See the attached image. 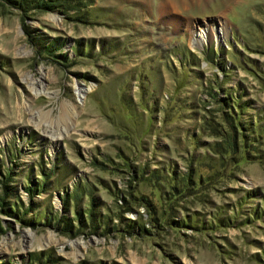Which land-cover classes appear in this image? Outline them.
Listing matches in <instances>:
<instances>
[{"label": "rangeland", "instance_id": "1", "mask_svg": "<svg viewBox=\"0 0 264 264\" xmlns=\"http://www.w3.org/2000/svg\"><path fill=\"white\" fill-rule=\"evenodd\" d=\"M82 2L0 0V264H264V0ZM228 95L254 157L198 184Z\"/></svg>", "mask_w": 264, "mask_h": 264}, {"label": "trees", "instance_id": "2", "mask_svg": "<svg viewBox=\"0 0 264 264\" xmlns=\"http://www.w3.org/2000/svg\"><path fill=\"white\" fill-rule=\"evenodd\" d=\"M82 1L83 0H6V2L9 3L10 5H13L15 8H19L24 11H27L28 9H32V8L35 9L59 8L61 11H64V13H68L70 12V10L78 9L79 13L76 12L77 14L76 13H72L70 15L68 14V17L71 18L72 21L87 22V16L85 15L86 12H80L81 7H85L84 4L82 5L83 3ZM238 101L239 100L233 97L232 98L229 97V95L223 96L218 100V103L222 108L223 120L226 121V123L228 124V129L230 128L229 129L230 132L227 130V128L224 129V128H217L214 126L212 127L213 128L212 131L215 137H221L222 139L220 141L206 143V147L210 151H208V153H205L204 157L202 158L208 160H212L213 157H217V158L216 161L214 160L215 162L214 161L211 162L212 171H210V173L206 174L204 177H198V184L207 183L211 179L214 180V177H216L217 175H219L221 171H223L226 163L225 157H228V154L230 152H232V154L234 153L237 154L236 152H239L238 156L232 155V157L230 156V158H228V162L231 161L233 162V164L239 163V160L243 159V157L244 159L245 158L251 159L254 157V154L250 149L251 146L254 144L253 142L254 139L253 138L250 139L249 138L250 134L245 133L246 128L244 127L243 122L239 118L240 113H243L244 111L242 109L243 105L238 103ZM225 107L227 108L226 110L224 109ZM263 135H264V130H263ZM202 158L200 159L197 158L198 162L202 161L201 160ZM218 164L219 166H217ZM39 166H40V175H41L40 180H38L36 183H33L35 185L31 184V180H29L30 184H26L25 186H23L24 190L28 192L30 196L34 192L38 193L41 190H43L48 182V177H49L48 172H46V170H42L41 162ZM0 175H2L1 170H0ZM3 177H5V179L2 180V182L4 183L3 186L5 190H4V194L0 196L1 211L7 214L17 215L19 207L22 205V204L19 205L16 204L19 203L18 198L14 200L15 202L13 201V203L12 202L9 203L10 204L9 209L7 207L5 208L2 207V205L8 206V203L4 201V198H6L7 193L9 192V191L7 192L6 188H7V177L10 178V168L8 167L5 168ZM187 177L189 182L193 180L191 179V175H188ZM27 179L29 178L27 177ZM77 190H78V186H75V192ZM75 192L69 193V195L67 196V200L68 198L69 200L70 199L74 200ZM247 196H251V193L248 192ZM238 203L241 206L243 202L238 200ZM251 213L254 218L259 219L264 214V208L260 211V213H258L256 209H253ZM61 220L59 218V221ZM192 220L193 217L190 218L189 216H186L184 219L181 218L180 220L177 221L180 226L186 227L187 225H192ZM217 222L221 223L222 221L218 219ZM254 257L256 258V260L264 262V245L262 246L261 252L256 253Z\"/></svg>", "mask_w": 264, "mask_h": 264}, {"label": "bare ground", "instance_id": "3", "mask_svg": "<svg viewBox=\"0 0 264 264\" xmlns=\"http://www.w3.org/2000/svg\"><path fill=\"white\" fill-rule=\"evenodd\" d=\"M212 30H210V33H212L211 32ZM207 32H209V29H204V30H200V35H202V37L203 36H207V37H210L209 36V34H207ZM214 35H215V33H214ZM211 36H212V34H211ZM217 38H218V35H217ZM88 90V89H87ZM85 91V89H83V88H78V95H79V97H80V99L82 100V98H83V95H84V92ZM43 93H48V92H46V91H44V89H38L37 90V88H36V90H35V94L36 95H40V94H43ZM45 132H51V131H49L48 129H46L45 130ZM54 133V132H53ZM51 241V240H50ZM50 243V242H49ZM78 245H79V243H77Z\"/></svg>", "mask_w": 264, "mask_h": 264}]
</instances>
